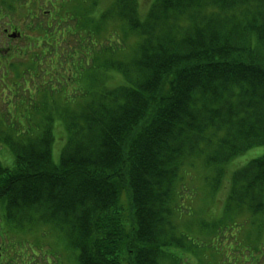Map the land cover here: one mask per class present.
Returning <instances> with one entry per match:
<instances>
[{
  "label": "trees",
  "instance_id": "1",
  "mask_svg": "<svg viewBox=\"0 0 264 264\" xmlns=\"http://www.w3.org/2000/svg\"><path fill=\"white\" fill-rule=\"evenodd\" d=\"M122 1L128 12L126 18L136 22L135 33L157 35L155 41L138 49L144 52L139 58L143 77L138 80L143 82L142 90L123 85L94 89L91 94L97 99L81 115L71 113L69 117L68 103L74 99H68L69 93H66L65 103L63 98L59 102L66 116L60 131L63 142L57 163L51 150L57 141L53 120L60 114L54 112H58L55 102L47 101L39 108L29 106L30 112L40 114L46 110L44 113L50 115L45 118L46 127L39 132L38 128L32 130L31 123L27 124L29 115L23 105L20 108L26 114L14 120L19 128L10 131L15 135L4 138V131L0 130V156L9 153L12 161L7 163V155L0 163L4 225L15 232L21 221L19 214L23 218L27 214V222L37 216L41 223H53L61 229L58 232L64 243L68 238L73 240L66 245L76 252V264H159L169 255L164 250L170 245L168 202L179 179L182 152L192 149L199 140L206 142L209 138L205 139L204 135L209 129L222 130L218 154L224 163L264 148V61L252 58L246 45L252 35L264 51V0H154L148 20L140 24L137 23V1ZM243 5L247 7L243 13L245 24L236 21L238 14L234 10ZM207 7L214 10L218 19H207L210 13L204 18ZM225 11L230 13L229 23L220 19ZM181 17L187 19V28L177 25ZM206 21L217 26L205 27ZM56 22L59 27L63 23ZM46 29L55 31L53 25ZM158 30L168 34L161 36ZM180 30L184 32L182 37L175 34ZM48 40L44 39L52 52L60 48L58 43ZM149 47L153 53L147 57ZM48 48L29 65V70L36 75L37 66L52 61L45 57ZM81 53L85 66H78L75 61V56ZM73 56L72 60L65 59L67 70L63 73L75 71L76 82L70 86V82L62 83L63 73L50 68L46 72L51 75L53 85L44 83L47 77L43 78V73L38 74L41 80L36 86L48 92L42 97L53 98L69 89L79 92L90 88L93 74L88 75L90 65L83 48ZM4 62L5 68L8 67L11 58ZM97 70L104 72L102 68ZM161 77L167 79L158 86ZM28 91V98L34 99ZM105 100L109 103L104 104ZM130 113L135 117L128 118ZM24 127L28 128L23 133L29 141L23 137ZM20 138L26 143L20 145ZM69 183L73 187L66 194ZM122 187L129 197L135 198L138 212L133 217L139 230L127 242L118 239L116 243L113 236L101 235V225L96 221H106V212L115 210L116 195ZM225 201L226 205L230 204L225 206L227 214L235 206L245 208L252 216L264 214V154L251 159L233 174ZM77 209L79 214L75 212ZM112 222L119 225L118 218ZM62 228L70 234L62 236ZM111 238L114 245L108 247ZM124 250L130 255L129 261L123 258ZM176 258L179 260V256Z\"/></svg>",
  "mask_w": 264,
  "mask_h": 264
},
{
  "label": "rangeland",
  "instance_id": "2",
  "mask_svg": "<svg viewBox=\"0 0 264 264\" xmlns=\"http://www.w3.org/2000/svg\"><path fill=\"white\" fill-rule=\"evenodd\" d=\"M136 1V8L139 11L137 23L140 24V21L145 23L154 0ZM194 6L197 5L194 4ZM124 8L126 6L122 0H0V71L3 69V73H0V130L4 131V138L13 137L15 132H11L19 128L14 120L18 121L17 117L20 114H26L25 110L21 109L22 105L27 109L29 115V119H26L27 124L31 123L33 131L38 128L37 132H39L40 129L46 127L45 118L50 117L44 113L46 110L38 114L34 110L30 112L29 106L33 104L39 108L47 101H53L58 110L54 112L60 113L59 117L53 120V130L57 141L51 148L52 157L57 163L63 142V135L60 131L66 116L62 110L64 107L59 102L63 98L65 103L66 93H69L68 99L71 97L74 99L68 103L69 117L71 113L81 115L87 105L97 99L91 94L94 89L107 90L115 85V87L123 85L142 90L140 84L143 82L138 80L143 77V71L139 69L141 63L139 58L144 56V52L140 53L138 49L139 47L143 49L142 46L146 43L155 41L157 35L155 32L153 36L135 33L136 22L132 23L126 18L128 12ZM246 8L244 5L234 8L236 9L235 14H238L236 21L241 24L246 23L243 15ZM209 13L210 17L207 16V19H218L211 7L204 9V18ZM224 13L220 19L229 23L230 13L226 11ZM56 20L63 21L60 27ZM54 24L55 31L51 33L52 29L47 30L46 26ZM187 24L186 18L181 17L177 20V25L180 27L187 28ZM204 26H217V24H209L206 21ZM62 29L63 32H61ZM4 30H7V34H12V37L8 38L4 35ZM139 31L142 32V30ZM158 32L161 36L168 34L164 30H158ZM183 33L180 30L175 34L182 37ZM44 39L58 43L60 48L52 52L51 47L46 46ZM256 41L251 35L246 45L250 49L252 58L261 62L264 61V51L260 49ZM47 48L48 53L45 57L52 61L43 62V65L37 66L39 72L36 75L35 71L29 70V65H32L31 61L45 52ZM67 48H70V53ZM81 48L89 61L88 75L93 74L90 77L92 82L90 88L81 89L79 92L69 89L62 96L53 98L42 97L48 92L36 86L41 80L38 74L50 72V68L56 69L58 73L65 72L67 70L65 59L72 60L73 55ZM150 53H153V50L149 47V51H146L147 57ZM10 58L12 65L10 68H5L4 61L8 62ZM82 60H84L82 53L75 56L78 66L82 64L85 66ZM69 64L70 62L67 63ZM71 68L75 67L71 66ZM101 68L104 70L103 73L97 70ZM75 74L72 70L63 73L60 81L70 82L69 86L73 85L77 80ZM43 75V78L47 77L43 80L44 83L54 84L53 80L50 82L49 73L47 76ZM126 75L128 80L125 79ZM164 79V77L160 78L158 86ZM27 90L31 91L34 99L28 98L30 92ZM38 91L40 95H37ZM103 103L109 102L105 100ZM127 116L128 118L129 116L135 117L132 113ZM10 122L13 129H11ZM77 122L81 123L80 120ZM197 122L200 121L197 119ZM27 130L28 128H25L22 133H26ZM24 133L23 137L29 141V137ZM204 136L205 139L209 138L206 142L199 140L192 149H185L182 152L179 179L170 193L168 202L170 209L168 224L171 231L167 236L170 238V245L165 246L164 250L170 256L165 255L159 264H264V214L252 216L245 208H238V206H232L234 210L231 214H227L225 208L230 204L226 205L227 200L224 203L233 174L251 159L263 155L264 148L249 151L224 163L218 154L219 146L222 145L220 142L223 138L221 137L222 130L209 129ZM24 138L19 139L20 145L26 143ZM10 158L9 153H4V157L0 156V163L6 159L7 163L12 162ZM72 187V183H69L66 194L70 193ZM115 189L117 190V187ZM121 190L116 195L118 200L115 210L106 212L104 215L108 216V219L96 221L101 225V235L113 236L116 243L119 242L118 239L127 242L130 237L137 235L139 230V225L135 223L133 217L138 212L135 198H132V195L129 197L123 187ZM1 206L0 264L77 263L76 252L68 248L73 240L68 238L64 243L58 232L60 228L55 227L53 223H41L37 216L30 217L32 221L27 222L29 216L25 214L23 218L19 214L18 218L21 220L17 227L19 229L15 228L16 233L14 231L13 233L10 227L4 225ZM79 211L77 209L75 212L79 214ZM117 218L119 225L112 222ZM59 226L63 225L59 224ZM68 234H70L69 230L62 228V236ZM73 235L77 236V234ZM111 245H114L112 238L109 240L108 247ZM124 253H126L125 250ZM128 256L130 257L127 253L123 255L124 260L129 261ZM244 259L245 263H243Z\"/></svg>",
  "mask_w": 264,
  "mask_h": 264
},
{
  "label": "bare ground",
  "instance_id": "3",
  "mask_svg": "<svg viewBox=\"0 0 264 264\" xmlns=\"http://www.w3.org/2000/svg\"><path fill=\"white\" fill-rule=\"evenodd\" d=\"M244 90H245V89H242V91H244ZM238 91H239V89L236 90V92H238Z\"/></svg>",
  "mask_w": 264,
  "mask_h": 264
}]
</instances>
